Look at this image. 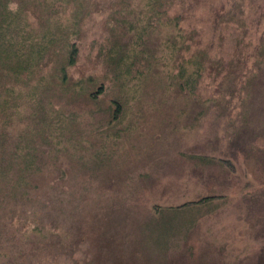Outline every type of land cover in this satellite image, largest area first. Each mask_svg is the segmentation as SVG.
Returning <instances> with one entry per match:
<instances>
[{
	"label": "rangeland",
	"instance_id": "rangeland-1",
	"mask_svg": "<svg viewBox=\"0 0 264 264\" xmlns=\"http://www.w3.org/2000/svg\"><path fill=\"white\" fill-rule=\"evenodd\" d=\"M235 3L250 25L236 29L246 46L231 73L205 78L197 98L154 75L118 120L105 110L112 75L93 44L104 15L88 20L69 74L107 92L76 96L77 125L42 149L29 195L44 205L30 215L44 227L38 239L15 246L18 224L7 222L32 202L0 205L7 264L14 254L17 264H264V0ZM22 127L12 126L11 140ZM3 153L2 162L12 158L10 144Z\"/></svg>",
	"mask_w": 264,
	"mask_h": 264
},
{
	"label": "trees",
	"instance_id": "trees-1",
	"mask_svg": "<svg viewBox=\"0 0 264 264\" xmlns=\"http://www.w3.org/2000/svg\"><path fill=\"white\" fill-rule=\"evenodd\" d=\"M236 7L235 0H0V205L11 199L32 202L11 210L7 222L18 224L10 237L15 246L24 248L44 228L30 218L35 207L44 205L29 196L35 186L30 178L43 171V147L59 138L60 130L77 125L71 106L76 96L97 101L107 92L90 75L73 80L69 74L88 20L104 15L105 32L93 44L112 75L105 110L118 120L154 75L168 89L197 98L205 78L214 82L226 68L230 74L246 46L236 29L250 25L237 18ZM13 125L23 126L14 141L7 134ZM7 144L13 156L2 162ZM206 199L199 195L194 202ZM10 252L0 247V264H7ZM12 261L17 264L16 254Z\"/></svg>",
	"mask_w": 264,
	"mask_h": 264
},
{
	"label": "clouds",
	"instance_id": "clouds-1",
	"mask_svg": "<svg viewBox=\"0 0 264 264\" xmlns=\"http://www.w3.org/2000/svg\"><path fill=\"white\" fill-rule=\"evenodd\" d=\"M15 6L13 5V8H14Z\"/></svg>",
	"mask_w": 264,
	"mask_h": 264
}]
</instances>
